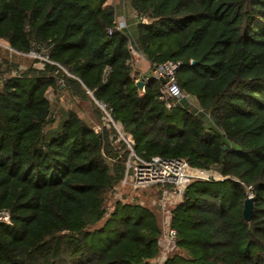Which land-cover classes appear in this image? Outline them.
I'll list each match as a JSON object with an SVG mask.
<instances>
[{"label": "trees", "instance_id": "obj_1", "mask_svg": "<svg viewBox=\"0 0 264 264\" xmlns=\"http://www.w3.org/2000/svg\"><path fill=\"white\" fill-rule=\"evenodd\" d=\"M128 3L133 35L115 29L108 0H0V42L11 48L0 45V210L12 216L0 223V264H155L158 216L106 206L130 151L96 100L141 157L185 158L225 178L189 180L164 264H264V0ZM35 48L48 57L41 68L25 59ZM134 50L151 66L182 62L177 81L198 111L161 99L163 82L139 77ZM50 93L90 101L101 131L72 109L56 122Z\"/></svg>", "mask_w": 264, "mask_h": 264}, {"label": "built area", "instance_id": "obj_2", "mask_svg": "<svg viewBox=\"0 0 264 264\" xmlns=\"http://www.w3.org/2000/svg\"><path fill=\"white\" fill-rule=\"evenodd\" d=\"M127 28L128 24L120 21L117 17L115 29L118 31H123ZM0 45L11 51V48L6 43L0 42ZM134 54L135 57L141 56L135 50ZM25 56L31 58L33 57L34 59L38 60L42 59L41 56H38L36 54L35 50H32L29 54H25ZM39 61L40 65L38 67L41 68L44 66V62L41 60ZM45 62H48V60H46ZM182 67L183 63L179 61H169L163 64H154L153 66L150 65L151 77L149 78L163 82L161 99L180 101L182 99L189 98V95L183 92L177 81V75ZM96 104L104 113V121L106 126L110 129L115 130L117 134V141L119 143H124L130 151L126 161L125 176L122 180L121 185L123 187L131 188V190L160 186V191H163L161 193V196H163V202L160 203L163 214L161 218V236L159 240L161 251L155 261V264H164L171 252L176 247L178 241V232L172 227V210L181 201L178 204L172 206L173 208H170L171 202L168 203V200H172L173 197H170L171 194H178L179 196H181L182 200L183 193L188 185L189 180L198 179L205 181H221L225 178L217 169L203 170L193 168L185 158L166 159L160 156H154L150 159H145L141 157L136 153L133 146V141L130 137H128L124 125L120 122H117L113 118L112 109L109 107V105L98 100H96ZM168 107H172V105L169 103ZM168 186H170L171 189H168ZM249 196L252 197L251 192H249ZM0 223L5 225L12 224V216L9 211L0 210ZM171 246H173L171 252H169V255L164 256L162 258L163 262H161L162 253L166 251V248H169Z\"/></svg>", "mask_w": 264, "mask_h": 264}, {"label": "rangeland", "instance_id": "obj_3", "mask_svg": "<svg viewBox=\"0 0 264 264\" xmlns=\"http://www.w3.org/2000/svg\"><path fill=\"white\" fill-rule=\"evenodd\" d=\"M108 4L112 7L116 8L117 11V16L120 21L125 22L128 24V30L129 33L133 35L135 31V27L139 20L137 19V16L135 12L133 11L132 7L128 3V0H108ZM35 52L38 56H41L43 59H39L45 63L47 59V55L45 52L40 51L38 48H35ZM143 57L141 56H136L134 59V64H135V70L138 72L139 77H142V72L138 71L137 67L139 68L140 63L143 65L142 60ZM27 60H35L33 57H27L25 58ZM137 62H140L137 64ZM137 64V65H136ZM37 65V63H36ZM38 62V66H39ZM22 66H26V64H22ZM137 66V67H136ZM144 68V67H143ZM149 74V73H148ZM148 77H151V73L148 75ZM50 98L52 100V103L54 105V112H55V121L57 122L58 119L61 116V109H72L78 113H80L81 116H83L85 119H87L92 126L95 128L97 132L101 131L102 125L97 122V120L94 117L93 113V107L92 103L90 101H76L73 105L69 106L66 100L65 95L61 96V100L56 101V96L53 93H50ZM189 103V110H197L198 111V103L194 98H187L186 99ZM98 108V107H97ZM160 186H152V187H147L144 189H133L128 187H123L120 185L119 187L115 188L111 193H109L106 197V206L109 210H113V207L115 203L118 201H122V203H135V204H140L150 210H152L159 218L160 226H161V218H162V208L160 203L163 202V199L160 194ZM170 197H173L171 201L168 200V203L171 202V207L174 206L175 204H178L181 201V196L178 194H171ZM169 197V199H170ZM253 197V196H252ZM167 202V200H166ZM173 246L166 248L162 255H161V262L162 258L166 255H169V252H171V249ZM168 251V252H167ZM158 262V261H157ZM171 264H176L171 262Z\"/></svg>", "mask_w": 264, "mask_h": 264}, {"label": "water", "instance_id": "obj_4", "mask_svg": "<svg viewBox=\"0 0 264 264\" xmlns=\"http://www.w3.org/2000/svg\"><path fill=\"white\" fill-rule=\"evenodd\" d=\"M146 22V21H145ZM196 62H192L191 65H195ZM137 87L140 90V92L144 91V87H145V82L143 81H138L137 82ZM224 149H226V147H224ZM253 211H254V199L253 197H248L245 200L244 203V209H243V218L246 221L247 224H251L252 223V215H253Z\"/></svg>", "mask_w": 264, "mask_h": 264}, {"label": "crops", "instance_id": "obj_5", "mask_svg": "<svg viewBox=\"0 0 264 264\" xmlns=\"http://www.w3.org/2000/svg\"><path fill=\"white\" fill-rule=\"evenodd\" d=\"M141 61H143L144 64L142 65L140 62H137V64L140 63L139 68L136 66L138 71L142 72V74L145 75V76L149 75L150 74V64H149V62L146 59H144V58H142Z\"/></svg>", "mask_w": 264, "mask_h": 264}]
</instances>
